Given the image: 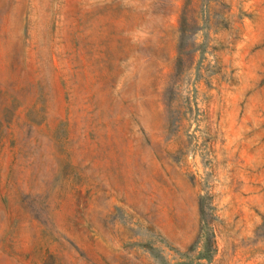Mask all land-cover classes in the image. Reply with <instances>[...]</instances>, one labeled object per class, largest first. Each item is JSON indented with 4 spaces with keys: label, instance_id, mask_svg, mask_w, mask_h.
<instances>
[{
    "label": "rangeland",
    "instance_id": "1",
    "mask_svg": "<svg viewBox=\"0 0 264 264\" xmlns=\"http://www.w3.org/2000/svg\"><path fill=\"white\" fill-rule=\"evenodd\" d=\"M0 264H264V0H0Z\"/></svg>",
    "mask_w": 264,
    "mask_h": 264
}]
</instances>
